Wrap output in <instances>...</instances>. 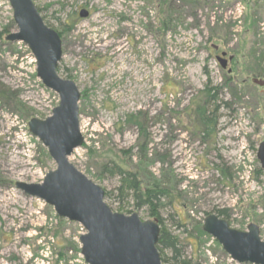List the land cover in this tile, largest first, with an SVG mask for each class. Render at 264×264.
<instances>
[{
    "label": "rangeland",
    "instance_id": "rangeland-1",
    "mask_svg": "<svg viewBox=\"0 0 264 264\" xmlns=\"http://www.w3.org/2000/svg\"><path fill=\"white\" fill-rule=\"evenodd\" d=\"M33 2L61 32L60 75L81 92L84 143L69 161L105 190L113 211L157 219L179 240L182 261L240 264L202 225L226 210L231 228L255 223L264 240V172L255 145L264 139V101L242 83L249 67L242 7L234 19L230 0ZM83 8L87 18L79 16ZM16 29L10 1L0 0V89L8 95L0 98V264H87L85 229L15 186L40 184L56 169L28 122L46 119L59 103L37 77L29 48L5 40ZM222 52L235 55L228 81L216 58ZM137 114L144 136L128 122ZM116 161L137 173L144 190L158 184L168 192L154 200V211L121 191Z\"/></svg>",
    "mask_w": 264,
    "mask_h": 264
},
{
    "label": "water",
    "instance_id": "water-1",
    "mask_svg": "<svg viewBox=\"0 0 264 264\" xmlns=\"http://www.w3.org/2000/svg\"><path fill=\"white\" fill-rule=\"evenodd\" d=\"M17 31L6 40L22 42L31 50L37 77L59 97L58 105L46 119L31 118L30 132L47 148L56 169L40 184L18 182L25 194L52 206L58 217L79 223L81 254L87 264H166L158 250L161 226L157 219L142 221L137 213L115 212L105 202V190L79 171L69 157L84 143L80 129L81 92L71 79L60 75L63 58L61 36L43 20L33 0H9ZM89 12L82 9L80 17ZM264 169V142L258 150ZM203 231L215 238L230 257L240 264H264V240L251 223L247 231L229 226L227 220L209 214Z\"/></svg>",
    "mask_w": 264,
    "mask_h": 264
},
{
    "label": "flooded vegetation",
    "instance_id": "flooded-vegetation-1",
    "mask_svg": "<svg viewBox=\"0 0 264 264\" xmlns=\"http://www.w3.org/2000/svg\"><path fill=\"white\" fill-rule=\"evenodd\" d=\"M230 4H231V8L233 10L232 13L234 15V19L238 18L236 16L237 8L242 7V9H243V14L240 15L239 17L243 16L244 27H245V34H244V36H245V53H244V58L247 60V64L249 65V67L247 68L248 70H246L247 71L246 76L243 79L242 83L247 84V82H248L250 84V88L259 92V94H260L259 100L264 101V0H230ZM81 10H80V12H81ZM38 11L40 12L39 9H38ZM13 14H14V11H13ZM40 14H41V12H40ZM41 16H42V14H41ZM79 16H80V13H79ZM89 16H90V12H89ZM42 18H43V16H42ZM43 20H44V18H43ZM44 22H45V20H44ZM239 22H241V20H239ZM16 27H17V25H16ZM50 28H52V27H50ZM53 30H55V29H53ZM16 31H17V29H16ZM57 33L59 34L60 32H57ZM6 37H5V40H6ZM9 43H11V42H9ZM15 43H22V42H15ZM216 58H217L219 65L221 66L222 70H225V71L227 70V73L229 76L227 81L231 80V76L233 74V71H232L230 65L232 64V62H234L235 55H232V54L228 55V53L222 52L220 55H217ZM36 67H37V65H36ZM59 68H60V66L58 67V70H59ZM36 71H37V68H36ZM59 72H60V70H59ZM233 80H235V79H233ZM262 142H264V139L258 141L255 144V145H257L258 150H259V147H260ZM257 154H258V151H257ZM257 158H258V155H257ZM260 165H261V163H260ZM262 171L264 172V169L262 168V165H261V170L258 172L262 173ZM224 211L225 210H218L217 214H215V215H217L219 218L227 220V217H228L226 215L227 212H224ZM222 213H225V214L222 215ZM227 222H228V220H227ZM253 224H255V223H253ZM255 225H257V224H255ZM229 226H230V224H229ZM258 228H259V232H260V227L258 226Z\"/></svg>",
    "mask_w": 264,
    "mask_h": 264
},
{
    "label": "trees",
    "instance_id": "trees-1",
    "mask_svg": "<svg viewBox=\"0 0 264 264\" xmlns=\"http://www.w3.org/2000/svg\"><path fill=\"white\" fill-rule=\"evenodd\" d=\"M67 24V23H66ZM61 34V32L59 33ZM60 70V68H59ZM6 96H8L6 94V92L3 89H0V98L1 99H5ZM140 114V113H139ZM133 115V116H129V120L128 122L138 126V128H140L142 136H144V131L142 130V126H143V122H141V117L140 115ZM146 144L145 146L143 145L141 148V152L143 153V151H146ZM122 162H114V173L117 174L118 176H120L122 178V184H123V189L121 190L122 192H124L126 190V192L132 191L135 198L139 201L140 205H144V204H150L153 208H155V201H159L160 198H162V196L167 197L168 192H166L165 190H159L157 189V187H160L158 184L157 185H153L151 188H148L146 190H144L142 188L141 182L138 179L137 173H132L130 172L127 167H125L124 164H121ZM120 190V189H119ZM125 193V192H124ZM224 212H227L226 210ZM154 215H158L156 213V211L153 213ZM152 214V215H153ZM225 213H222V215ZM227 215V214H226ZM158 250L161 254V258L162 261L164 263H174V264H190L187 261H182L181 257V250H180V242L177 238L172 237L170 234H168L167 232L164 233L162 232L161 229V234H160V239H159V243H158ZM165 251L171 252V257L168 258L165 255ZM60 260H62L61 258H63L62 254H60Z\"/></svg>",
    "mask_w": 264,
    "mask_h": 264
}]
</instances>
